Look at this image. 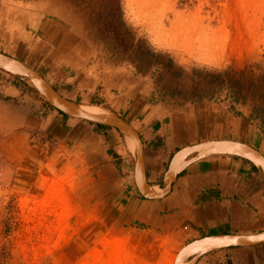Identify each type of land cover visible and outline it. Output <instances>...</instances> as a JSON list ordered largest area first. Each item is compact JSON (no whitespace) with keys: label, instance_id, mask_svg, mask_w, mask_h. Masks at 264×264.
<instances>
[{"label":"rangeland","instance_id":"374dc122","mask_svg":"<svg viewBox=\"0 0 264 264\" xmlns=\"http://www.w3.org/2000/svg\"><path fill=\"white\" fill-rule=\"evenodd\" d=\"M1 50L45 81L49 69L66 82L129 67L151 82L152 105H247L264 137V0H0ZM0 80L26 93L19 103L0 94V264H171L190 241H128L108 214L82 210L72 163L11 123L17 106L49 104L26 79L0 70Z\"/></svg>","mask_w":264,"mask_h":264},{"label":"crops","instance_id":"0c3cea01","mask_svg":"<svg viewBox=\"0 0 264 264\" xmlns=\"http://www.w3.org/2000/svg\"><path fill=\"white\" fill-rule=\"evenodd\" d=\"M17 21L33 31L31 22ZM15 24L6 21L4 29L12 34ZM10 36L7 43L16 48L19 43ZM59 70L49 69L46 80L59 95L55 87L66 86L63 97L67 100L79 106L99 107L135 130L142 144L145 179L154 192L163 189V176L174 154L186 147L207 141H234L264 156L261 121L250 106L228 102L152 105L151 82L129 67L112 66L102 72L97 69L66 82L67 76ZM0 94L11 103H19L26 95L11 82L1 80ZM13 110L11 123L21 132H37L47 147L72 163L76 182L84 183L80 195L89 199L82 210L108 214L112 233L127 235L128 241L144 235L151 241L192 242L264 234V175L245 160L231 156L199 160L177 177L168 196L159 201L146 200L134 182L133 146L117 130L68 118L40 101L32 100ZM194 264H264V244L213 251Z\"/></svg>","mask_w":264,"mask_h":264},{"label":"water","instance_id":"95a60500","mask_svg":"<svg viewBox=\"0 0 264 264\" xmlns=\"http://www.w3.org/2000/svg\"><path fill=\"white\" fill-rule=\"evenodd\" d=\"M0 70L31 82L39 95L62 115L93 125L113 128L130 139L134 147V182L139 195L146 200L159 201L171 192L177 177L191 164L211 156H231L245 160L264 175V156L255 149L234 141H207L177 151L163 176V189L156 193L146 182L143 168L142 144L135 132L121 118L110 114H90L79 105L61 97L39 74L20 61L0 53ZM264 244V234L257 236L226 235L201 238L190 242L177 254L174 264H194L202 256L217 250L255 247Z\"/></svg>","mask_w":264,"mask_h":264},{"label":"bare ground","instance_id":"6f19581e","mask_svg":"<svg viewBox=\"0 0 264 264\" xmlns=\"http://www.w3.org/2000/svg\"><path fill=\"white\" fill-rule=\"evenodd\" d=\"M28 81V80H27ZM29 82V81H28ZM29 84L31 85V86H33L32 84H31V82H29ZM79 109L81 110V111H83V112H85V113H90V114H101L100 112H98L96 109H94V108H90V107H79ZM128 139V138H127ZM130 142H131V140L130 139H128ZM131 145L133 146V144H132V142H131ZM133 149H134V147H133ZM153 190V189H152ZM156 192V191H155ZM156 193H159V192H156ZM177 257V256H176ZM169 259V258H168ZM170 260V259H169ZM174 260H176V258L174 259ZM173 259H172V261H170L171 262V264H174L175 263V261H174ZM166 261H168V260H166Z\"/></svg>","mask_w":264,"mask_h":264},{"label":"trees","instance_id":"16d2710c","mask_svg":"<svg viewBox=\"0 0 264 264\" xmlns=\"http://www.w3.org/2000/svg\"><path fill=\"white\" fill-rule=\"evenodd\" d=\"M61 114V113H60ZM264 123V122H263ZM98 127H102V126H98Z\"/></svg>","mask_w":264,"mask_h":264}]
</instances>
